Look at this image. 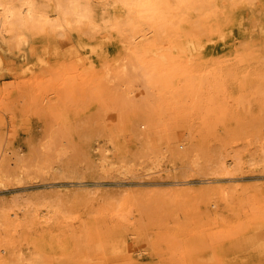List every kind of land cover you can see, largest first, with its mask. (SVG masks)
<instances>
[{"label":"rangeland","instance_id":"1","mask_svg":"<svg viewBox=\"0 0 264 264\" xmlns=\"http://www.w3.org/2000/svg\"><path fill=\"white\" fill-rule=\"evenodd\" d=\"M58 1L0 20V264H264V0Z\"/></svg>","mask_w":264,"mask_h":264},{"label":"bare ground","instance_id":"2","mask_svg":"<svg viewBox=\"0 0 264 264\" xmlns=\"http://www.w3.org/2000/svg\"><path fill=\"white\" fill-rule=\"evenodd\" d=\"M87 2L89 1V0H86ZM131 2V4L130 5H132L133 3H135V1L136 0H130ZM124 4V3H123ZM126 4V3H125ZM128 4V3H127ZM126 6V5H125ZM127 6H129V4L127 5ZM56 10L59 12V13H61L63 16H66L68 19L69 18H74L75 20H77V21H79V22H81V20H84V19H88V17H89V15H90V11H89V9H88V6L87 5H85V4H83L82 3V1L81 0H59L58 2H57V5H56ZM33 12H34V7H33V3L31 2V0H19V3H18V7H15V6H13V5H5V4H3V3H1L0 2V20L2 19V20H6L9 24H11V25H13V26H18V25H20V24H22L26 19H29V18H32L33 17ZM69 20H67V22H68ZM85 21V20H84ZM72 22V21H71ZM69 23V22H68ZM60 25V24H59ZM47 26H58V23H57V19H55L54 20V22L52 23H47ZM154 29V32H157V30L155 29V28H153ZM150 29H147L146 30V33H147V31H148V33L149 32H151V30L149 31ZM156 30V31H155ZM137 31H135V33H136ZM138 33V32H137ZM155 34H157V33H154V35ZM139 35H140V33H139ZM134 36V35H133ZM132 36V37H133ZM145 37V36H144ZM106 39V38H105ZM133 40H134V38H133ZM148 41V40H147ZM170 46V45H169ZM137 47V46H136ZM168 47V46H167ZM171 47V46H170ZM169 47V49H173V48H170ZM89 48V47H88ZM91 48H92V46H91ZM94 48V47H93ZM95 48H96V46H95ZM97 48H98V46H97ZM144 49H146L145 50V52H147L148 51V49L147 48H144ZM166 49V48H165ZM184 49V48H183ZM90 50V49H89ZM140 50V49H139ZM94 51V50H93ZM165 51V50H164ZM169 51V50H168ZM92 52V51H91ZM95 52V51H94ZM150 52V51H149ZM158 52H160V50L159 51H157V53ZM182 51L180 50V53H181ZM165 53L166 52H164V55H165ZM148 54V53H147ZM151 54V53H150ZM160 54H162V56H163V53H161L160 52ZM167 54V53H166ZM157 55V54H156ZM166 56V55H165ZM170 56H172V55H170ZM169 55H168V59H169V57H170ZM160 57V56H159ZM77 58V57H76ZM102 58H104V57H102ZM163 58L165 59V57L163 56ZM159 59V61L161 60H163L162 62L164 63V59ZM81 59V58H80ZM105 59V58H104ZM166 59H167V57H166ZM175 59V58H174ZM76 60H78V59H76ZM158 60V59H157ZM170 60H171V62H172V57L170 58ZM170 60H168V61H170ZM81 61V60H80ZM79 60L77 61L78 63L80 62ZM165 62H166V60H165ZM82 63V62H81ZM130 65H131V67L130 68H133V65L131 64V63H129ZM167 65V64H166ZM82 66V65H81ZM89 67V66H88ZM125 67V66H124ZM128 67V68H129ZM165 67V66H164ZM163 67V68H164ZM89 68H92V67H89ZM161 68V67H160ZM167 68V67H166ZM104 69V68H103ZM83 71H85L84 69H83ZM89 71V70H88ZM126 71V70H125ZM90 72V71H89ZM89 72H87V73H89ZM93 72V71H92ZM106 72V71H105ZM155 72H157V71H155ZM84 73V72H83ZM85 74H86V71H85ZM84 74V75H85ZM92 74V73H91ZM108 74V73H107ZM156 74V73H155ZM132 75H134V78L135 77H140L139 76V74H138V72H137V70H136V68H135V70H134V72L131 74V76ZM136 75V76H135ZM86 76H87V74H86ZM100 76V75H99ZM96 77V74H95V76H94V79H96V81H97V78H101V77ZM125 76V75H124ZM129 77V76H128ZM163 77V76H162ZM106 78V77H105ZM108 78V77H107ZM132 78H133V76H132ZM87 79V78H86ZM89 79H91V78H89ZM93 80V78L91 79V81ZM131 80V79H130ZM134 80V79H133ZM132 80V81H133ZM141 80V79H140ZM140 80H138L139 82H140ZM87 81H90V80H87ZM106 81V80H105ZM104 81V82H105ZM134 81H136V78H135V80ZM137 81V82H138ZM83 82H84V79H83ZM93 82V81H92ZM138 82V83H139ZM89 83V82H88ZM95 84H96V82H94ZM164 84H165V81L163 82ZM92 84V83H91ZM84 86H85V84H83ZM129 85V84H128ZM172 86V85H171ZM164 87H165V85H164ZM178 87V86H177ZM132 88V87H131ZM130 89V88H129ZM171 89H174V88H170V90ZM175 90H177V88L175 89ZM109 91V90H108ZM104 92V91H103ZM125 92V91H124ZM128 91H126V93H127ZM127 95V97H131L132 99L133 98H136V96H135V90H129V92H128V94H126ZM130 98V99H131ZM132 99H131V101H132ZM102 157V156H101ZM7 162V161H6ZM5 162V163H6ZM10 164L11 163H13V161H11V162H9ZM7 164H8V162H7ZM101 166V165H100ZM101 168H102V166H101ZM0 180H1V173H0ZM1 251V250H0ZM114 260V259H113ZM5 263V262H4Z\"/></svg>","mask_w":264,"mask_h":264}]
</instances>
